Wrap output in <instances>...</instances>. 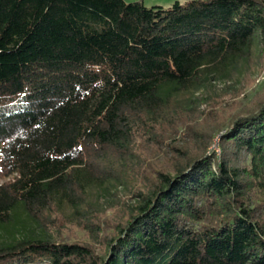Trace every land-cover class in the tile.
Instances as JSON below:
<instances>
[{"label":"trees","instance_id":"16d2710c","mask_svg":"<svg viewBox=\"0 0 264 264\" xmlns=\"http://www.w3.org/2000/svg\"><path fill=\"white\" fill-rule=\"evenodd\" d=\"M263 55L264 0H0V264H264V88L201 109Z\"/></svg>","mask_w":264,"mask_h":264},{"label":"rangeland","instance_id":"374dc122","mask_svg":"<svg viewBox=\"0 0 264 264\" xmlns=\"http://www.w3.org/2000/svg\"><path fill=\"white\" fill-rule=\"evenodd\" d=\"M125 1H139V0H125ZM142 3L145 6H153V5H159L164 8L169 7L173 2L179 1V2H184L186 0H141ZM223 87L220 84L216 83V88L221 89ZM264 88V55L261 56V61L259 62V65L254 67L252 70L249 71V73L246 75L245 78L241 79L239 84L236 85H230L228 87H224V90H231L230 95H224L217 99L219 104L218 109L217 104L213 107H205L203 105L201 109H204L203 116L208 117V116H213L211 112H215L218 114L219 119H225L230 115V112L232 109H236L239 105L242 107L246 106L247 104L250 103L253 99H255L257 96H259L262 92V89ZM222 92V91H221ZM211 113V114H210ZM223 133V130H219L215 133V137L212 139L211 145L209 146V153L213 155V158L220 159L222 156V143L220 144V135ZM4 179H0V182L3 181ZM117 213L116 209H109L101 215L100 218V225L101 229H103V234L101 237H103L106 233L109 232L112 221L115 218V215ZM86 218L82 220L81 222H85ZM78 224L76 223H71V224H65L60 222L59 227L63 228L60 229L61 233L66 236L69 240H83L86 241L96 248L97 252H101V250L104 248V244L102 242V238L99 237H94L90 236L87 229V220L85 223H83V226L81 222L79 223V220H77Z\"/></svg>","mask_w":264,"mask_h":264}]
</instances>
